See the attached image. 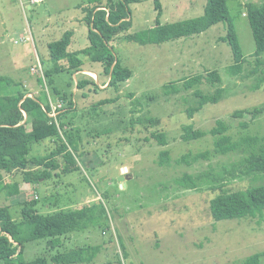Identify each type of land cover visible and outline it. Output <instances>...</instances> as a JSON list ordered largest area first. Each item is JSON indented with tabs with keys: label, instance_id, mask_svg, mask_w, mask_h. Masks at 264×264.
I'll return each instance as SVG.
<instances>
[{
	"label": "rangeland",
	"instance_id": "374dc122",
	"mask_svg": "<svg viewBox=\"0 0 264 264\" xmlns=\"http://www.w3.org/2000/svg\"><path fill=\"white\" fill-rule=\"evenodd\" d=\"M160 2V18L155 0L130 4L132 28L110 42L123 66L133 72L120 91L107 88L110 78L104 66L85 56L80 57L83 69L94 71L100 80L78 73L73 78L68 74L59 78L64 91L78 77L99 88L85 92L74 89L78 94L76 124L82 128L86 143L76 156L81 170L64 173L65 161L59 158L60 168L51 179L33 184L23 196L2 198L0 205L10 206L13 216L19 219L25 201H37L35 205L42 213L102 202L107 211L103 221L108 223L107 230L91 227L61 238V250L85 247L92 255V248L99 247V253L87 264H245L248 257L264 254V218L216 222L210 203L222 189L246 190L263 184L264 176L244 173L246 154L241 151L214 153L211 130L222 120L235 143L247 136H264V112L251 114L264 111V85L258 91L252 89L264 76V65L257 74H251L256 68V43L247 16L250 4L263 8L264 0H228L231 18L248 58L243 77H232L229 72L234 58L230 46L222 40L228 31L225 23L161 45L128 41L126 35L154 28L158 23L169 25L202 17L207 0ZM105 3L0 0V78L8 80L0 83V96L24 88L32 96L47 92L53 106H64L53 98L45 80V62L50 58L48 44L76 30L69 51L86 49L90 41L85 8ZM261 60L264 61V55ZM213 71L222 78L220 86L205 81L185 89V80ZM105 83L107 87L103 89ZM171 84L178 91L167 94L165 86ZM219 87L226 90L224 99L206 105L190 118L189 109L196 105L195 92L199 89L205 95L214 94ZM106 99L116 101L93 112V106ZM239 111L245 114L237 117ZM148 119H158L159 124L147 123ZM243 122L249 124L247 129L241 126ZM153 133H164L169 145H159ZM49 146L53 147L48 142L34 144L33 155H47ZM165 150L170 151L172 160L161 166L159 157ZM202 152H210V160L190 165L182 161L184 156L194 157ZM124 168L128 171L122 172ZM185 175L194 177L196 189L181 185L179 180ZM19 179L23 181L20 173L9 181L13 184ZM49 241L25 244V260L50 258L53 252L49 251Z\"/></svg>",
	"mask_w": 264,
	"mask_h": 264
},
{
	"label": "trees",
	"instance_id": "16d2710c",
	"mask_svg": "<svg viewBox=\"0 0 264 264\" xmlns=\"http://www.w3.org/2000/svg\"><path fill=\"white\" fill-rule=\"evenodd\" d=\"M105 4L85 8V21L89 26L90 45L79 52H70L74 31H68L59 41L48 44L50 51L49 61L45 62L44 76L53 98L63 103L58 116L52 117V104L48 93L43 96L30 95L31 92L23 88L12 95L0 96V195L8 197L19 195V183L11 184L7 179L20 173L23 181L29 184H39L54 176L59 169L58 160L65 162L63 172L70 174L80 171L76 160L77 153L86 145L83 130L76 123L78 104V91H91L99 89L96 84L88 79L78 77L76 82L71 81L67 91L59 78L68 74L72 78L75 74L84 71L81 56L87 57L93 63H101L105 74L110 78L107 88L120 91L121 85L127 83L133 72L123 66V63L110 42L119 35L132 28V12L130 4L141 0H105ZM158 18L163 14L160 0H155ZM256 43L253 56L256 68L251 74H257L264 65L261 60L264 55V7L250 4L247 14ZM227 24V36L222 40L231 48L234 64L229 67L232 77H243L244 67L248 61L241 46L234 21L231 18L228 0H207L204 15L187 21L169 25H158L154 28L140 31L136 34L126 35V39L140 45L156 44L199 35L219 24ZM92 72V71H90ZM90 77V76H89ZM8 81L0 78V83ZM214 87L220 86L222 78L217 71L208 72L185 80L186 90L198 87L204 82ZM7 84H10L7 82ZM94 85L96 88H90ZM264 85V76L258 79L253 90H260ZM169 94L177 92L174 85L165 86ZM226 90L218 88L214 94L205 95L201 90L195 92L196 105L189 109L190 118L199 113L208 104H218L224 99ZM85 95V93L83 94ZM106 99L93 106V112L99 107L115 102ZM263 110L251 112L252 116L263 113ZM244 111L236 112L237 117H242ZM147 123L158 125V119H148ZM143 122V121H142ZM241 126L249 127L247 122ZM228 126L222 120L217 122V127L211 130L214 139V153L228 155L241 151L246 154L244 165L245 174L257 173L264 176V136H247L239 142H233L227 134ZM159 145H169L164 133H153ZM52 144L49 153L44 156L33 155L34 144ZM51 148V149H50ZM170 151L161 152L159 163L161 166L171 163ZM210 152H202L192 157L184 156L182 161L188 165L201 160H210ZM59 176V173L55 174ZM181 185L189 189L198 187L194 177L185 175L179 180ZM215 189V188H214ZM38 200V199H37ZM37 201H25L21 206L20 217H14L10 206H0V263L6 264H87L99 253L100 248H92L89 255L85 247L70 250H61V238L90 229L103 227L108 229V223L103 221L107 216L104 204L81 206L76 209H59L55 212L42 213L36 207ZM210 211L216 222L225 220H242L248 218H264V183L251 186L246 190L229 192L221 191L210 203ZM105 232V231H104ZM41 239H50L48 248L53 252L50 258H42L28 262L25 260V244ZM58 249V250H57ZM57 250V252H55ZM55 252V253H54ZM263 253L254 254L247 258L245 264H261Z\"/></svg>",
	"mask_w": 264,
	"mask_h": 264
},
{
	"label": "crops",
	"instance_id": "0c3cea01",
	"mask_svg": "<svg viewBox=\"0 0 264 264\" xmlns=\"http://www.w3.org/2000/svg\"><path fill=\"white\" fill-rule=\"evenodd\" d=\"M75 33H76V30L74 31V37H75ZM74 37H73V39H74ZM77 75H91V76H93V77H98V75H97V73H95L94 71H92V72H90V71H88V70H85L84 69V71H81V72H79ZM97 79H99L100 80V78L98 77ZM103 85H105V86H102V88L103 89H105L106 87H107V83H105V84H103ZM31 95V94H30ZM22 177V176H21ZM9 178H11V176H9L7 179H9ZM23 178V177H22ZM14 183H19V191H20V193H19V195H17V196H23L24 194V191L27 189V188H29V187H31L33 184H29V183H25V182H23V181H21V179H19V180H15V182ZM13 183V184H14ZM4 195V196H3ZM3 195H0V200H2V198H4V197H8L7 195H5V194H3ZM0 206H2V205H0Z\"/></svg>",
	"mask_w": 264,
	"mask_h": 264
},
{
	"label": "built area",
	"instance_id": "2783aa9c",
	"mask_svg": "<svg viewBox=\"0 0 264 264\" xmlns=\"http://www.w3.org/2000/svg\"><path fill=\"white\" fill-rule=\"evenodd\" d=\"M41 69H42V67H41ZM42 72H43V70H42ZM62 108H63L62 104H59V106H56V107L52 105L51 116L56 118L59 114V110Z\"/></svg>",
	"mask_w": 264,
	"mask_h": 264
},
{
	"label": "clouds",
	"instance_id": "9594fccd",
	"mask_svg": "<svg viewBox=\"0 0 264 264\" xmlns=\"http://www.w3.org/2000/svg\"><path fill=\"white\" fill-rule=\"evenodd\" d=\"M127 171H128L127 168L122 169V172H127Z\"/></svg>",
	"mask_w": 264,
	"mask_h": 264
},
{
	"label": "water",
	"instance_id": "95a60500",
	"mask_svg": "<svg viewBox=\"0 0 264 264\" xmlns=\"http://www.w3.org/2000/svg\"><path fill=\"white\" fill-rule=\"evenodd\" d=\"M120 180H123V177H121ZM120 180H119V181H120Z\"/></svg>",
	"mask_w": 264,
	"mask_h": 264
}]
</instances>
